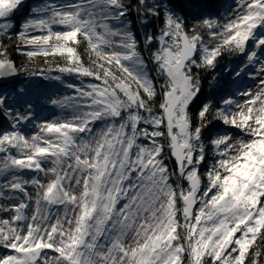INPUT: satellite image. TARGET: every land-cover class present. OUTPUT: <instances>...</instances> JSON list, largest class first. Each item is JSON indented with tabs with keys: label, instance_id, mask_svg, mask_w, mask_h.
Instances as JSON below:
<instances>
[{
	"label": "snow or ice",
	"instance_id": "obj_1",
	"mask_svg": "<svg viewBox=\"0 0 264 264\" xmlns=\"http://www.w3.org/2000/svg\"><path fill=\"white\" fill-rule=\"evenodd\" d=\"M24 0H0V34L17 39L29 57L58 55L60 72L98 83L77 96L53 101L70 118L41 125L26 137L17 125L28 115L13 112L12 130L0 131V264H259L264 255V78L243 104L233 99L211 111L190 105L201 92L194 68H215L224 51L244 53L247 42L264 46V0H240L223 22L205 18L209 44L189 26L179 0H77L33 9L16 30ZM151 28L143 55L129 18ZM59 26L62 30H53ZM46 32L30 35V31ZM85 44L88 66L78 52ZM250 51L249 61L256 58ZM18 69L0 43V78ZM264 77V64L259 69ZM238 111H232V106ZM242 131L210 137L214 162L203 173L202 131L210 118ZM195 121V122H194ZM84 134V135H82ZM13 150L19 155L13 154ZM167 159L175 162L171 168ZM47 165H51L50 167ZM38 175L30 180L20 173ZM9 175L11 178L9 179ZM206 180V183L204 182ZM33 187L34 194L27 185ZM34 203V208L30 205ZM198 205V207H197ZM55 206L56 213L52 212ZM62 211V214H61ZM239 234V235H237Z\"/></svg>",
	"mask_w": 264,
	"mask_h": 264
},
{
	"label": "trees",
	"instance_id": "obj_2",
	"mask_svg": "<svg viewBox=\"0 0 264 264\" xmlns=\"http://www.w3.org/2000/svg\"><path fill=\"white\" fill-rule=\"evenodd\" d=\"M68 0H24V4L20 9L15 19L16 30H20L26 19L32 18L37 15L33 9L38 6L55 4L57 6L70 4ZM125 2H133L134 0H125ZM167 2V0H165ZM193 3L194 7H187L184 9L185 20L189 26L197 25V30L205 36V40L209 44H214L215 41L210 40L208 36L209 30L198 25V22L205 18L202 14H207V18L219 20L223 22L228 18L230 8L237 4L239 0H179L181 6L187 3ZM59 3V4H57ZM37 6V7H36ZM129 18L133 21L130 25L135 32L137 39L141 40V48L143 55L148 60L149 52L143 44L142 36L145 32H152L155 26L151 28H144L140 26L139 20L136 18L134 12L130 13ZM30 31V35H32ZM0 43L7 48V56L15 62L19 72L18 78L9 82H0V97L5 98L6 106L10 99L13 101L10 105L24 106L26 104L38 103V97L50 98L52 94L60 93L61 90H68L73 81L74 84L98 83L91 77H84L77 73L60 72L58 68L65 65L63 57L58 55H37L29 57L26 53L31 50V47H25L23 43L18 41L16 31L10 36L0 34ZM254 40L250 39L247 42L246 50L244 53L224 51L215 61V68H194L193 71L198 73L201 92L197 99L190 105V110L193 114L202 106L203 103H211V111L213 114L218 109H224L227 106L224 101L232 99L236 87L240 82L239 79L243 77L244 73L253 68V62L249 61L248 55L250 51H257L254 49ZM86 45L81 44L78 48L85 66H88V54L85 51ZM149 70L151 71V61L148 60ZM241 76V78H240ZM75 80V81H74ZM87 85L83 86L86 88ZM12 108V107H11ZM14 108V107H13ZM43 111V109L41 110ZM40 111L37 112L38 115ZM5 108L0 107V131H9L10 125L8 124L9 117ZM210 119V123L202 131V138L206 146V161L200 168V173L203 179V173L214 162L215 154L211 150L209 144L210 137H214L216 133L222 131L224 124L216 119ZM195 122V121H194ZM166 163L170 169L175 167L172 159H167ZM206 182V180L204 181ZM262 250L264 244L257 241ZM251 255L249 256L248 264H250ZM259 264H264V255L259 258Z\"/></svg>",
	"mask_w": 264,
	"mask_h": 264
},
{
	"label": "rangeland",
	"instance_id": "obj_3",
	"mask_svg": "<svg viewBox=\"0 0 264 264\" xmlns=\"http://www.w3.org/2000/svg\"><path fill=\"white\" fill-rule=\"evenodd\" d=\"M65 1V0H62ZM67 2H70V0H68ZM77 0H72L71 3H76ZM240 2V0H239ZM239 2L237 4H235L234 6H232L230 8V12L228 14V18L231 17L234 14V10L236 9L237 5L239 4ZM59 4V3H57ZM60 6V4H59ZM37 7V6H36ZM44 7L43 5L38 6L37 8H42ZM37 15H43L42 13H39ZM53 30H62L60 29L59 26H54ZM31 33H33L32 35H43L46 34V32H40L39 30L36 31H31ZM256 33L259 35L261 33H264V29H260L257 28L256 29ZM254 49L257 51V55H256V59L253 62V68H251L248 73H244L243 77L239 79V83L238 86L236 87V90L234 92L233 95V100H235L236 102H238L239 104H243L245 100L249 99L248 96L245 95H241V93L245 92V91H251L253 94H255V92L258 90V85H259V81L262 77L259 74V69L261 67L262 64H264V46L261 47H254ZM75 81V80H74ZM90 84V83H89ZM88 85V83L83 82V84L77 83L74 84L73 81L71 83V87L68 90H61L60 93H56V94H52L50 98H45V97H38V103L35 102L34 104H26L23 107L22 106H14V105H10L13 101L10 99L9 103L7 104V106H9L11 108V110L13 112H19L22 115H28L29 119L25 122L20 123L19 125H17V129L20 130L26 137H31L32 135L40 132L41 130V125L46 124L48 122H54V121H62L65 119H69L70 118V113H71V109L68 107H62L60 104L58 103H53V101H63L65 100V98L68 97H76L78 94L75 91L76 88H83V86ZM14 107V108H13ZM43 109V111H41ZM232 111H238L239 109H237L234 105L231 108ZM40 111V113L38 115L37 112ZM8 115V114H7ZM9 116V115H8ZM10 117V116H9ZM8 124L10 125V127H12L13 124V120L12 118L8 119ZM224 128L222 129V131L218 132L215 134V136L217 134H230L233 137V140H237L240 138H247L244 136V134L242 133V131L238 128H235L231 125H224ZM12 128H10L9 131H11ZM84 135V134H82ZM13 154L19 155V153H16L15 150H13ZM3 153H0V158L3 157ZM47 166H51V165H47ZM8 175V174H4V175H0V185L5 183V178L4 176ZM20 175H22V177L24 179L30 180L31 178H33L34 176H39L41 179L47 181L48 179H50L51 177L49 176H44L43 173H35L32 171H28L25 170V172L20 173ZM11 178V176L9 175V179ZM206 183V182H205ZM28 191L32 192L34 194V189L33 187L29 184L27 185ZM15 196L16 199L13 200L12 202H19V200L24 199L23 194L21 193H5V198L3 200H0V203H4L5 206H8V196ZM198 207V205H197ZM34 208V203L32 205H30V209H29V215L31 214V209ZM57 209L55 206L52 207V212L56 213ZM62 214V211H61ZM10 214H0V219H6L9 218ZM239 235V234H237ZM7 250L5 249H0V255H3L6 253Z\"/></svg>",
	"mask_w": 264,
	"mask_h": 264
},
{
	"label": "water",
	"instance_id": "obj_4",
	"mask_svg": "<svg viewBox=\"0 0 264 264\" xmlns=\"http://www.w3.org/2000/svg\"><path fill=\"white\" fill-rule=\"evenodd\" d=\"M18 76H19V72L16 75H13V76L0 78V82H9V81L15 80L16 78H18ZM173 162H174V160H173ZM174 164H175V162H174Z\"/></svg>",
	"mask_w": 264,
	"mask_h": 264
}]
</instances>
